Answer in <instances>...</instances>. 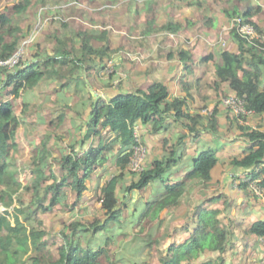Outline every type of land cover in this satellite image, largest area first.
I'll list each match as a JSON object with an SVG mask.
<instances>
[{"label":"trees","instance_id":"16d2710c","mask_svg":"<svg viewBox=\"0 0 264 264\" xmlns=\"http://www.w3.org/2000/svg\"><path fill=\"white\" fill-rule=\"evenodd\" d=\"M224 2L226 6L221 8V12L229 22L234 23L229 36L236 47L219 49L217 53H210L202 58L207 66V73L203 71L202 76L213 72L215 87L226 85L227 93H223L225 96L230 93L236 95L244 100L245 107L251 114L263 117L264 37L255 21V16L263 8L254 5L251 0ZM27 8L24 1L14 7L17 14L25 13ZM237 18L251 24L259 37L253 40L243 37L236 27ZM13 22L12 18L0 11V62L9 61L18 51L20 40L16 36L17 28ZM61 26L63 35H51L54 43L52 49L34 51L26 59L19 58L13 67L0 66V264H12L9 262L13 255L17 259L27 255V260L32 264H102L103 261L107 264H119L116 246L106 231L108 228L115 229L117 224L124 222L122 216L127 211L132 193L145 190L156 180L163 182V188L156 192L155 201H147L144 210L137 215L140 227L136 236L146 235L142 250L149 257L143 264H181L183 258L196 259L207 250L219 254L216 259L210 260L211 263L218 261L225 264V254L236 236V227L233 220L228 219L227 223L220 219L225 210L205 207L227 200L225 194L216 196L212 190L213 171L219 164L218 149L212 147L201 152L193 160L190 170L182 180L163 179L164 173L177 163V153L181 145L192 135H200L199 127H203L206 122L205 126L214 129L215 134H218V129L222 126L219 116L223 107L216 105L210 116L203 114L201 107L190 111L189 101H193L194 95L188 74L195 66L193 55L185 49L178 51V59L183 62V72L187 75L181 77V93L176 96L171 95L168 85L163 82H153L145 89L117 93L111 97L99 93L95 95L89 92L84 76L100 75L105 69V63L112 59L107 32H102L100 41L103 44L97 48L90 32L75 31L66 23ZM154 26V21L150 22L147 31H154ZM180 27V24L169 23L162 30L177 33ZM157 30L161 31V28ZM173 54L170 53L168 57ZM42 81L55 82L58 92L74 89L81 94L82 90L87 91L88 95L80 97H88L90 105L82 115L72 106L64 104L60 114L50 120V125L55 128L53 135L41 139V145L35 149L33 161L24 167L27 171L25 176L29 177L23 183L18 171L21 165L18 166L14 159L19 150L17 133L22 124L15 103L22 92L33 91ZM201 81L202 77L197 84ZM3 92L13 96V101L4 98ZM229 115L231 119H235L232 113ZM67 116L81 119L83 131L78 133L79 148L68 149L56 143L58 153L53 156L48 143L56 142V139L64 140L65 134L57 130L62 128ZM248 117L244 116L243 121L247 122ZM168 118L179 122L187 133L179 134L174 143L170 142V138L164 139L166 155L163 158L150 161L141 173H134L138 179L126 186L122 193L118 190L124 173L112 177L100 188L97 198L99 209L98 212L94 211L91 219L74 221L68 225L61 243L45 240L47 232L41 215L52 212L56 207L74 210L82 203L84 195L90 189L91 177L96 174L104 160L113 155L117 159L116 166L126 167L139 144L133 132L135 127L139 124H150L153 127L152 132L158 133L161 128H169L168 122L171 120ZM236 123L244 131L243 136L248 143L245 151L230 160L232 167L244 170L243 176L239 177L238 186L249 193L250 185L255 183L264 195V131L261 124L254 128L238 119ZM105 130L117 133L116 138L111 141V144L115 143V147L102 145L101 139ZM97 137L99 142L94 141ZM92 139L94 143L87 146ZM141 143L144 145L143 140ZM52 162L56 164V170L51 167ZM192 190L203 192L201 198L205 202L192 208L189 219L182 227L187 230L188 238L183 242H176L173 238L181 228H173L172 233L165 235L166 240L170 238L171 241L165 249L167 241L159 236L165 230L169 215L172 216L181 208L182 200ZM12 205L10 211L8 208ZM2 207L6 209L2 210ZM150 210L152 219L158 225L157 236L153 230H145L142 223ZM211 214H214L213 219L209 217ZM34 224L38 227L35 228ZM248 233L264 240V220L255 221ZM96 241L100 243L93 245ZM158 246H161V251L156 253Z\"/></svg>","mask_w":264,"mask_h":264},{"label":"rangeland","instance_id":"374dc122","mask_svg":"<svg viewBox=\"0 0 264 264\" xmlns=\"http://www.w3.org/2000/svg\"><path fill=\"white\" fill-rule=\"evenodd\" d=\"M22 1L28 6L27 11L17 14L14 7ZM251 1L254 5L263 8V11L255 16V21L260 26L264 37V0ZM225 6L224 0H2L0 11L12 18L14 26L17 28L16 36L20 41L16 57L20 59L30 57L34 51L52 49L54 43L51 35H63L62 23H66L75 31L90 32L95 39L94 43L97 48L103 44L100 38L102 32L106 31L111 45L112 59L105 63V69L100 75L85 77L89 92L92 90L93 93L102 95L118 93L121 89L133 91L137 87L147 88L153 82H162V79H172L171 90H174L173 85L179 84L180 91L182 86L180 78L178 79L180 71L176 70L174 74L162 67L164 61H177L178 51L188 50L195 59V66L188 74L196 100L192 104L193 107L203 109L207 107L212 110L218 105L224 108L220 113L222 116L221 139L217 141L218 137H215V143H211V145L218 149L219 157V164L213 171L215 177L213 192L216 196L225 194L227 200L226 202L221 200L219 204H208L205 207L211 210L217 207L225 210L220 219L227 223L229 220H233L234 227H236L237 236H234L229 245V251L225 254V264H264V240L248 233L255 221L264 220V195L255 191V183L250 185L249 193L244 192L238 186L239 179L231 176L234 173H243L232 167L230 160L231 157L239 153L237 148L243 146L244 131L236 123V118H230L229 114L231 113L222 104L223 99L231 95V93L226 96L223 94L227 93V86L215 87L213 72L202 76L201 70L198 68L199 63L205 64L202 58L210 53H217L219 49H231L232 47L233 42L229 32L234 23L229 22L221 12V8ZM239 6L243 7L242 4ZM152 21L155 24L154 31L149 32L147 30ZM169 23L180 24L179 31L174 33L167 29L162 30L163 26ZM160 28L161 31H158L157 29ZM8 38L10 37L8 36ZM170 53L174 54L168 57ZM206 68L207 66H205V73H207ZM181 75H187V73L182 72ZM201 77L202 81L197 84ZM56 89L55 82L42 81L34 88V92H22L20 99L16 100L15 107L17 114L21 117L22 124L17 133L19 150L14 159L18 166L21 165L18 171L23 183L29 177L25 176L27 173L24 169L25 165L33 161L35 149L41 145V139L44 136L53 135L52 131L55 128L50 125V120L59 115L63 105L66 104L59 99V95L54 94ZM6 93H2L3 97L13 101V96ZM78 95H88V92L82 90V93H78ZM78 95L72 90L69 93V99L66 100L70 102ZM59 102L60 104H58ZM89 103L90 100L84 101L85 106L81 109L82 115L89 107ZM24 109L26 110L21 112ZM248 116L247 122L242 121L241 123L254 128L261 124V129L264 131V116L253 114ZM74 119L78 120L79 118L75 117ZM71 120L72 118L67 119L63 127L57 130L59 133L65 134L66 139L62 141L56 139V142L48 143L53 156L58 153L56 143L61 144L62 147L76 143L75 138L78 132L76 133L72 127ZM139 128L137 126L133 130H137L141 140L144 141L143 147H145L146 156L142 166L145 167L147 163L157 158L161 159L166 153L161 145V139H154L152 136L144 138ZM115 137L116 135L113 133L103 131L101 139L103 145L115 147V143L111 144ZM109 139L111 140L107 142ZM95 140L99 142L98 137ZM94 141L90 140L87 146ZM242 152L243 150L240 149V153ZM112 156L104 160L96 174L91 177L90 189L84 195L79 206L74 210L56 207L52 212H48L44 216L41 215L44 229L47 232L45 240L51 239V241L61 243L64 232L67 233L68 225L74 221L83 222L91 219L94 211L98 212L99 209L97 198L101 192L100 188L112 177L119 176L121 172L124 173V177L119 183V193H122L133 180L138 179V176L134 175L137 173L131 170V157L126 167L122 168L116 166L117 159ZM51 167L57 169L53 162ZM156 192L157 190L153 187L149 190L133 192L129 201L133 206L125 211L122 219L127 220V224L123 226L122 230L107 229V235L115 238L116 258L119 264H143L149 260L148 255L144 254L142 250L145 242H140L136 236V232L139 231L136 229V225H139L138 219L131 218L129 215L132 212L139 215L144 209V204L151 200L149 195ZM202 193L199 190H194L185 196L181 202V208L175 211L172 216L169 215L164 226L165 230L159 236L160 239L162 236L166 240V233H172L173 228H181L173 238L176 242H183L188 238L187 230L182 227L189 219L192 208L205 202L204 198H201ZM132 199H136V202L133 203ZM12 207L13 205L8 209L12 211ZM5 209L2 207V210ZM213 216L214 214H211L209 217L213 219ZM142 223L145 230H153L154 233H157L155 236L158 235V225L151 217V210ZM236 223L240 225L238 226ZM34 225L35 228L38 227L37 224ZM166 241L165 249L171 243L170 238ZM158 247L156 253L161 251V246ZM218 255L207 250L199 258L192 260L183 258L181 264L202 262L220 264L218 261L210 262ZM9 263L32 264L27 260V255L21 259H17L16 255H13ZM102 264L107 263L103 261Z\"/></svg>","mask_w":264,"mask_h":264},{"label":"crops","instance_id":"0c3cea01","mask_svg":"<svg viewBox=\"0 0 264 264\" xmlns=\"http://www.w3.org/2000/svg\"><path fill=\"white\" fill-rule=\"evenodd\" d=\"M235 47H236V45L233 43L232 44V47H231V49H235ZM205 64H203V63H199V65H198V68L201 70L200 72H201V74L203 73V71L205 70ZM164 70H169V72H171V73H174L175 74V71L176 70H179L180 71V75H179V77H178V79L180 78V80H181V77H182V75H181V73L184 71L183 69H184V64H183V62L182 61H180L179 59L177 60V61H169V60H167V61H164V64H163V67H162ZM194 68V67H193ZM82 74H83V72H81ZM204 76H207V74H204ZM208 78V77H207ZM206 79V78H205ZM84 80H85V76H84ZM163 80V81H162ZM161 81L163 82V83H165V84H167L168 85V87H169V90H170V92H171V95H178V94H180L181 93V89H180V91H179V87H180V85L178 84V85H173V87H174V90H171V82L173 81L172 79H162ZM179 80V81H180ZM160 82V81H159ZM161 82V83H162ZM106 87H107V85H106ZM136 89H145V88H141V87H137V88H135V90ZM74 90V89H73ZM135 90H133V91H135ZM72 91V90H71ZM71 91H69V92H65V91H60V92H58L57 91V89L54 91V94H57V95H59V99L61 100V101H64V102H66V105H70V106H72L74 109H76L79 113H81V109H82V107H84L85 106V104H84V101H88V97H86V98H83V99H81V97L78 95V92L77 91H75L76 92V94L78 95V96H76L74 99H71V101L69 102V101H67L66 99H69L68 98V96H69V93L71 92ZM130 91H132V90H130ZM130 91H124V90H120L118 93H126V92H130ZM34 92V91H33ZM90 92L92 93V94H97V93H93V91L92 90H90ZM100 94V93H99ZM115 94H117V92H115V93H111V94H106V95H103V96H113V95H115ZM100 95H102V94H100ZM185 96H186V94H185ZM194 98V97H193ZM194 101L196 102V100L195 99H193V101L192 100H190L189 101V106H190V111L192 112L193 110H194V108L195 107H193V103H194ZM72 102V103H71ZM59 104H60V102H59ZM89 105H90V103H89ZM89 108V107H88ZM87 108V109H88ZM86 109V110H87ZM57 110V109H56ZM61 112V111H60ZM67 114H68V110H67V112H66ZM71 116H67V118H65V120H67V119H69ZM75 117H73L72 118V127L74 128V130H76V133L78 132H82L83 130H82V128H81V119L79 118L78 120H76V119H74ZM168 119H170L171 121H169L168 122V124H169V128H167V129H164V128H161V130L157 133H153L152 132V130H153V127H152V125H150V124H147V125H144V124H139L138 125V127H140L139 129L142 131V133H143V135H144V138H147L148 136H152L154 139H161V145H162V147H163V141H164V139L165 138H170L171 140H170V142H175V141H177V138H178V135L179 134H181V133H183V132H185V133H187V131L185 130V128H183V127H181V124L179 123V122H174V121H172V119L171 118H168ZM219 119H220V123H221V125H222V116L220 115L219 116ZM205 125H207L206 124V122H205V124H204V126L203 127H199V131H200V135H192L191 137H189L187 140H186V142H185V144H183V145H181V147L179 148V151H178V153H177V163L174 165V166H172L171 168H169L165 173H164V175H163V179L164 180H171V181H180V180H182L183 178H184V176L186 175V173L190 170V167H191V165H192V163H193V160L195 159V158H197L198 157V155L201 153V152H203L205 149H207V148H212V147H214V145H211V143H215V136L216 137H218V139H216L217 141L218 140H220L221 139V132H220V130H221V128H219L218 129V134H215V130L214 129H211V128H208V126L206 127ZM63 127V126H62ZM222 127V126H221ZM142 128V129H141ZM182 128V129H181ZM69 131V130H68ZM106 131V130H105ZM106 132H111V133H113L114 135H116L117 136V133H115V132H112V131H106ZM66 133V132H65ZM67 134V133H66ZM66 137L67 136H65V138H64V140L66 139ZM157 137V138H156ZM113 138V137H112ZM116 138V137H115ZM244 139V138H243ZM75 142L76 143H72V145L71 146H69V145H67V146H65V147H68V149L69 148H71V147H76V149L78 150V148H79V145L77 144L78 142H80V140H79V136L76 134V138H75ZM244 142V143H243ZM243 142H240V143H243L242 145L243 146H240V148H237V150H238V152L240 153V149H242L243 151H245L246 150V148L248 147V143H247V141L244 139V141ZM102 145H103V142H102ZM78 146V147H77ZM164 149V148H163ZM239 153H237L236 155H240ZM166 155V154H165ZM164 155V156H165ZM163 156V157H164ZM163 157H161V158H163ZM158 159V158H157ZM237 171L238 172H244V170H242V169H237ZM215 178V177H214ZM215 180V179H214ZM154 188V189H156L157 191H159V190H161L162 188H163V182L161 181V180H156V181H154V182H152L146 189H151V188ZM212 190H213V188H212ZM194 190H192V191H190V192H193ZM150 198H151V200H149V201H151V202H153V201H155V197H156V193H151L150 195ZM132 202L134 203V202H136V199H132ZM146 202V201H145ZM128 208L127 209H129L131 206H133L132 204H130V203H128ZM144 207V206H143ZM144 210V209H143ZM132 212V211H131ZM138 212V211H137ZM124 214H125V211H124ZM126 214H127V212H126ZM137 213H134V212H132L130 215H129V217L131 216V218H134V217H136V220L138 219V217H137V215H136ZM122 219H123V216H122ZM138 223V222H137ZM127 224V220L125 221L124 220V222L123 223H121V224H117V226H116V228L115 229H120V230H122L123 229V226L124 225H126ZM139 227L140 226H138V225H136V229H139ZM114 228H112V230H113ZM135 229V230H136ZM150 231V230H149ZM236 236H237V233H236ZM112 237V236H111ZM114 239L115 238H113L112 237V240L114 241ZM138 240L140 241V242H143V241H145L146 240V237L143 235L142 237H138ZM100 242L99 241H96L95 243H93V245H97V244H99Z\"/></svg>","mask_w":264,"mask_h":264},{"label":"built area","instance_id":"2783aa9c","mask_svg":"<svg viewBox=\"0 0 264 264\" xmlns=\"http://www.w3.org/2000/svg\"><path fill=\"white\" fill-rule=\"evenodd\" d=\"M235 23L238 32L246 39L253 40L259 37V35H257L258 33L256 29L251 24L244 22L243 19L237 18L235 19ZM16 56L17 54H15L7 62H0V66L8 65L10 67H13L19 61V57L17 58ZM222 104L224 107L228 108L230 112L235 116V118H237L241 122L243 121L244 116L251 115L252 113L246 109L244 100L233 94L223 99ZM213 109L210 110L207 107L205 109L202 108V113L207 116H210L213 113ZM133 132L136 137V141L139 144L135 147L133 156L131 157V170L136 173H141L144 170L142 164L146 156V151L145 147H143V144L141 143L142 140L138 131L134 130ZM231 176H234L239 179V177L243 176V173H234ZM254 189L257 193L262 194L263 196L262 190L259 188V186L256 185Z\"/></svg>","mask_w":264,"mask_h":264}]
</instances>
